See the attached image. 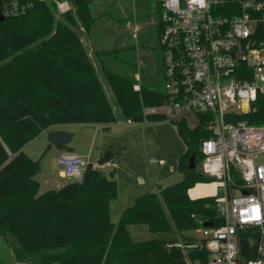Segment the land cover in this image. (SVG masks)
Wrapping results in <instances>:
<instances>
[{
    "label": "trees",
    "instance_id": "16d2710c",
    "mask_svg": "<svg viewBox=\"0 0 264 264\" xmlns=\"http://www.w3.org/2000/svg\"><path fill=\"white\" fill-rule=\"evenodd\" d=\"M69 1L74 12L62 15L65 20L57 17L52 2H37L25 15L0 20L1 257L23 264H211L204 237L136 241L129 231L136 223L147 224L152 231L182 232L202 229L199 219L214 227L225 222L216 195H189L197 183L214 181L198 168L204 158L201 142L213 135L206 114L198 113L195 127L186 117L175 120L187 146L179 157L183 179L137 197L118 223L110 217V202L118 193L116 179L92 162L81 180L40 192L36 177L40 158L30 157L24 147L42 131L66 123L109 129L121 118L133 122L167 118L143 112L144 106L165 103L166 90L148 83L143 74L138 80L104 64L121 110L117 115L80 34L82 27L89 30L99 17L93 0ZM160 70L165 79L164 65ZM138 81L140 91L134 89ZM231 121L263 125L264 93L249 112L233 114ZM193 153L196 167L191 169ZM112 157L108 149L98 162L104 164ZM238 236L245 261L261 258L259 228L240 229Z\"/></svg>",
    "mask_w": 264,
    "mask_h": 264
},
{
    "label": "built area",
    "instance_id": "2783aa9c",
    "mask_svg": "<svg viewBox=\"0 0 264 264\" xmlns=\"http://www.w3.org/2000/svg\"><path fill=\"white\" fill-rule=\"evenodd\" d=\"M37 2H52L58 15L74 12L69 0H0V18L25 15ZM160 7L168 100L144 106L143 112L171 119L188 111L210 117L213 135L201 142V171L214 178L225 220L201 229L211 264H264V161H258L264 155V124L231 121L264 93V0H160ZM134 89L141 90L139 81ZM89 159L66 151L57 163L64 177L81 180ZM250 226L261 231L262 256L245 261L238 231Z\"/></svg>",
    "mask_w": 264,
    "mask_h": 264
},
{
    "label": "rangeland",
    "instance_id": "374dc122",
    "mask_svg": "<svg viewBox=\"0 0 264 264\" xmlns=\"http://www.w3.org/2000/svg\"><path fill=\"white\" fill-rule=\"evenodd\" d=\"M159 1L93 0L94 12L99 17L89 30L82 27L80 31L99 80L118 116H121V110L108 82L104 64L116 72L131 74L137 79L140 73H144L148 83L165 91V79L160 70L163 50L158 33L161 24ZM57 17L65 20L62 15L57 14ZM182 116L187 117L191 127H195L199 122V114L188 111L179 114L174 120L167 117L131 124L121 118L111 124L109 129L83 123L56 125L74 134L71 145L75 150L91 148L92 161L98 167L99 158L104 156L108 149L112 150L111 166L102 169L107 175H113L117 182V196L110 202V217L114 223L119 222L123 212L140 195L149 191L158 192L162 187L183 179L179 157L186 151L187 146L175 122ZM47 136L48 132L39 134L26 144L24 149L28 155L34 154V159L40 158L41 170L36 175L41 182L40 192L57 188V185L45 180L49 174L62 182L72 181L60 176L61 167L57 163L59 150L52 152L48 144L44 145L48 140ZM258 161H264L263 154L258 157ZM201 164L202 162L198 164V168ZM201 187L209 191L213 189L214 183H199L195 188ZM202 193L191 192L193 196H200ZM129 231L136 241L181 240L184 235L202 237L201 228L182 232L175 228L152 231L143 223L131 224ZM0 264L23 263L0 255Z\"/></svg>",
    "mask_w": 264,
    "mask_h": 264
},
{
    "label": "crops",
    "instance_id": "0c3cea01",
    "mask_svg": "<svg viewBox=\"0 0 264 264\" xmlns=\"http://www.w3.org/2000/svg\"><path fill=\"white\" fill-rule=\"evenodd\" d=\"M142 30H143V27H142ZM142 30H141V31H142ZM82 41H83V40H82ZM160 64L163 65V58H162ZM161 67H162V66H161ZM142 74H143V76H144V73H142ZM142 74L140 73V77H139V78H141ZM127 122L132 124L133 121L129 120V121H127ZM112 124H113V123H112ZM59 125H60V124H59ZM92 125H97L98 127L102 126V125H99V124H92ZM53 128H59V127H56V125H55ZM60 129H61V128H60ZM48 131H49V129H46V130L42 131L41 134H44V132H45V134H47ZM46 144H48V146H49L50 143L48 142V140L45 141V144H44V145L46 146ZM69 146H72L71 143L69 144ZM72 147H73V146H72ZM49 148H51V151H52V152H57L56 150H59V151H58V152H59L58 156L61 155V154L64 153V152H66V151H73V152H76V153H78V154H80V155H82V156H87V155H89V156H90V162H92V163L94 164L95 167H98V166L92 161V150H91V148H90V149H89V148H84V149H82L81 151H77V150H75L74 147H73L72 149H69V148H67V147H63V148H61V147H55L54 145H51ZM24 149H25V147H24ZM30 155H31V156H30ZM30 155H29V156L32 157V158L35 157L34 154H30ZM98 164H99V163H98ZM99 166H100V167H98V168H100L101 170H103L104 172H106L104 169H102V167H103V168L110 167V166H111V162L109 161V162H106V163H104V164H99ZM60 176L64 177V176L62 175V173H60ZM45 180H46V181H49V182L51 181V182L53 183V185H57V187H60L61 185H63V184L66 183V182H62V181L57 180L56 176L51 175V174H49V175L45 178ZM198 184H199V183H197L194 187L190 188V190H189V195H190L191 197L196 198V197H201V196H207V195H212V194H214V192H215V188H214V187H213L212 190L206 191L205 189H202V187H201V188H195ZM193 188H195V189H193ZM192 189H193V190H192ZM194 191H200V192H203V193H202L200 196H193V195L191 194V192L194 193ZM197 193H198V192H197Z\"/></svg>",
    "mask_w": 264,
    "mask_h": 264
},
{
    "label": "water",
    "instance_id": "95a60500",
    "mask_svg": "<svg viewBox=\"0 0 264 264\" xmlns=\"http://www.w3.org/2000/svg\"><path fill=\"white\" fill-rule=\"evenodd\" d=\"M4 19H5L4 17L0 18V20H4ZM53 127L54 126L49 128L48 136H47L48 142L51 145H54L55 147L63 148V147L68 146L71 143L74 134L69 132V131H67V130L60 129V128H53ZM189 167L191 169L196 167L195 153H193L192 156H191V165ZM244 193H245V191H244ZM203 225L206 226V227L213 226L212 223L207 222V221L204 222Z\"/></svg>",
    "mask_w": 264,
    "mask_h": 264
}]
</instances>
